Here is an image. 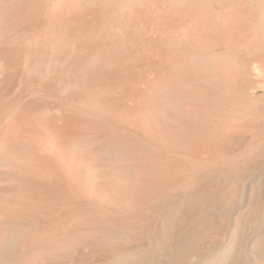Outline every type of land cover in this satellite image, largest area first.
<instances>
[{"label":"bare ground","instance_id":"6f19581e","mask_svg":"<svg viewBox=\"0 0 264 264\" xmlns=\"http://www.w3.org/2000/svg\"><path fill=\"white\" fill-rule=\"evenodd\" d=\"M150 1L0 0V264H264V17Z\"/></svg>","mask_w":264,"mask_h":264},{"label":"rangeland","instance_id":"374dc122","mask_svg":"<svg viewBox=\"0 0 264 264\" xmlns=\"http://www.w3.org/2000/svg\"><path fill=\"white\" fill-rule=\"evenodd\" d=\"M169 1L168 0H166V1L165 0H151L149 2L150 4L148 3V4H146V6L150 7L149 9L151 12L158 13V14L163 12V11H167L168 9H169L168 11H172V9L174 11L175 7H176V10L179 7H183L181 5L180 6L176 5V4L174 5L172 0H169ZM228 1H230V0H214L212 2V4L210 5V9L212 10V12L214 14V17H213L214 19L212 22L213 24H215V25L224 24L229 20L227 12H225L223 10L226 2H228ZM231 1H233L232 2V8L234 10H236V11H240V10L247 11L248 10L247 12L251 11V12L255 13V18L250 24H248V28L253 29L254 26L258 25L261 22L262 18L264 17V14H263L264 13V0H231ZM251 25H253V26H251ZM246 42H247V40H245V39L243 41L239 42V44L241 46L242 45L244 46V48L242 47V49H238V47H239V44H238L237 49H236V47L228 48L227 49L228 51L222 49L221 51L210 53L209 57L212 59L213 62L215 61V63L216 62L218 63V61H220V60L222 61L223 59L226 58V60L228 59L232 64H236V65L246 64V65H248L249 66V72L247 75V79L249 78L248 79L249 80L248 81L249 93L250 92L252 93V94L250 93V95L252 97L251 99H253L254 101H257L258 98H260L261 96L264 95V90L263 89L260 90L261 84L259 82L257 83V81L259 80V75H258V73H256V71H258V69H259V66L264 63V61H263L264 60V44L263 45H257L258 47L255 45H252V47H250L251 45H248L249 47H247L245 45ZM233 59H235V61H233ZM256 66L258 67V69L256 68ZM254 70H256V71H254ZM256 96H257V99L255 98Z\"/></svg>","mask_w":264,"mask_h":264}]
</instances>
